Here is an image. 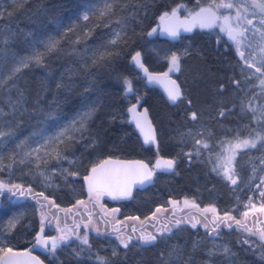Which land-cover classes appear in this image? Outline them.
<instances>
[{
	"label": "rangeland",
	"instance_id": "1",
	"mask_svg": "<svg viewBox=\"0 0 264 264\" xmlns=\"http://www.w3.org/2000/svg\"><path fill=\"white\" fill-rule=\"evenodd\" d=\"M180 1L110 0L114 7L109 15L100 17L97 13L85 21L82 18L84 10L87 7L103 8L104 0H82L78 9L61 18L50 13L47 1L44 0H0V131L11 133L0 144V182L6 186L15 184L34 187L38 194L43 193L48 198L46 203L49 209L51 206L71 209L66 211L71 215L84 206L85 211L91 213V216H83L88 224L87 230L99 236L95 243L97 249H109L111 257H114V250L117 254L120 251L119 240L116 238L118 232L114 231L120 226L127 238L131 235L130 227H135L137 233L141 229L155 233L161 227L157 225V220L162 216H173V224L177 219L189 221L173 227L169 234L159 236L151 245H140L134 239L130 245L134 244L138 249H133L130 253L131 264H264V260L260 259L259 248L253 250L245 247L247 254L253 256L250 259L235 247L234 236H248V239L257 244L260 242L256 240L257 237L238 230L234 221L229 222L232 223V228L221 224L219 234L213 236L208 235L203 223L193 228V217L203 222V216L196 209L183 210L179 206L180 202L174 200L176 194L183 190L170 187L168 182L164 185L165 191L160 193L166 194L168 191V201L176 204L170 207L160 205L162 211L159 213L156 212L158 207L154 206L148 216H126L123 208L133 209L140 202L149 204L147 193L154 187H144L128 202L125 199L109 200L104 195L97 203L95 200L89 202V195L83 186V177L88 169L111 149V144L106 142L107 126L116 123L117 130L124 138L129 135L125 124L129 122L128 117L122 113L119 99L126 97L130 101L137 99L140 102L149 95L144 78L129 61L136 52H140L155 71L168 72V57L172 53L180 58L179 71L168 73L180 82L183 96L171 113L161 111L157 104L156 108L164 150L185 155L182 156L181 169L190 165L188 154L193 152V147L199 150L200 159L206 160L219 148L224 150L228 142L233 141L237 135L241 138L255 135L257 124L253 122L251 113L242 108V103L246 105L253 96L264 93L259 86V74L252 79H245V75L252 70L245 68L242 75L241 68L244 65L234 46L226 42L225 34L220 33L219 28H197L192 36L183 37L174 44L160 39H147V25L159 13L156 6L161 4V13L178 8L182 14L188 15V11H197L211 2ZM236 2L243 5L245 2L250 3V0ZM181 5L184 7H180ZM221 11L227 13L229 10ZM117 20L121 23L117 24ZM256 23L257 20H254V24ZM57 25L61 26L59 30ZM121 25L125 26L121 41L115 46H108L113 55L93 63L92 50L101 44H107L114 30H119ZM69 28L72 30L66 31ZM49 36L59 39L60 44L57 51L45 57L43 66L32 64L14 79H7L17 59L31 52L32 41L46 40ZM77 37L80 38L79 43H75ZM212 50L216 53L223 50L231 54L232 58L213 55L210 60ZM207 59L211 64L206 63ZM125 78L131 83V92L126 91ZM233 81L240 83L237 85ZM58 84L61 86L57 87ZM66 97L69 100L66 101ZM93 102L97 104L98 110L89 121L88 130L83 136L75 133L76 139L66 140L59 145L63 159L57 160L47 154L51 145L47 150L42 148L39 153L33 152L31 157L24 155L37 146L36 140L40 137L34 136V133L44 130L46 135H55L85 110L87 104ZM221 111L225 113L224 116L220 115ZM193 112L197 114L196 120L191 118ZM26 139L27 143L22 148H17ZM197 139H203L209 147L197 145ZM223 153L226 155L225 150ZM263 156L264 148L260 145L255 149H237L232 161L237 184L233 185L223 177L224 186H221V190L208 184L209 173L205 170L209 164L203 166L201 172L190 168L188 176L179 178L182 186H188L181 187L188 188L186 199L198 205L203 204L205 208L217 205L219 197L224 195L223 192L220 193L224 187L236 192L246 185L247 165ZM21 160L25 162L21 163ZM201 168L198 167V170ZM160 193H157L156 202L163 203L165 195ZM25 200L10 197L0 190V240L10 243L14 248L22 246L19 242H27L32 235L35 238L39 231L36 215L39 206L31 200ZM79 200L85 203L78 205ZM228 204L216 207L217 214L221 217L233 214L248 227L251 225L254 231L257 229L256 223H251L252 217L254 218L252 213L245 218L234 212ZM43 205L45 207L41 211L45 212L46 204ZM112 209L119 211L112 212ZM231 209L233 213H230ZM153 213H156L155 217ZM206 215L211 220L213 214ZM133 217L137 219H131ZM12 222H15V227H12ZM95 229H99V233ZM107 231L116 234L108 235ZM225 248L230 251L225 253Z\"/></svg>",
	"mask_w": 264,
	"mask_h": 264
},
{
	"label": "snow or ice",
	"instance_id": "2",
	"mask_svg": "<svg viewBox=\"0 0 264 264\" xmlns=\"http://www.w3.org/2000/svg\"><path fill=\"white\" fill-rule=\"evenodd\" d=\"M113 4L110 0H104L103 8L99 7H87L82 15L83 20L87 21L90 16L99 14L100 17H105L113 11ZM180 7H184L181 5ZM222 9H228L227 13L222 12ZM179 9L173 8L171 12H164L160 17V26L159 29L153 28L147 33L151 37L157 31L161 35H166L167 37L175 40L178 38L180 33L183 32H192L195 28L200 29H215L219 28L220 33H223L227 36L228 40L234 46L237 55L242 61L244 67L241 68V73L244 75L245 68L251 69L252 71L245 75V79H252L253 76L259 74L257 77L259 79V86L262 91H264V0H250V3L245 2L243 5L237 3L236 0H211L207 6H201L197 11H188V15L181 19L178 15ZM254 20H257L258 23L254 24ZM117 24L121 22L119 20L115 21ZM107 26V25H106ZM60 25H57V29H60ZM124 25H121L119 30H114L111 38L107 41V44H101L97 48L92 50V59L93 63H96L97 60H105L113 52L109 49V45H117L122 38V33ZM69 28L66 31H71ZM88 35V33H85ZM7 42V41H5ZM80 38L77 37L75 43H79ZM60 40L54 37L49 36L46 40L35 39L32 41L30 47L31 52L20 56L16 64L14 65L11 73L7 79H14L17 74H19L23 69L29 68L32 64L37 66H43L45 57L58 50ZM140 52H136L132 56V61L135 62V65L140 68L144 74L148 77L149 82L158 80L159 78L152 75L148 72V69L144 67L140 59ZM179 56L176 53H172L169 60V69L168 72L179 71L180 63ZM168 73H164V76L167 77ZM171 87L166 88L168 98L173 103L181 98V89L180 86L176 83L175 80L169 81ZM233 83L239 85V81H233ZM124 85L127 92L132 91L131 83L128 79H124ZM61 85H57L60 87ZM23 94L21 93V96ZM20 101H17L19 103ZM242 108L246 109L248 112L253 113L252 120L254 123L259 125V128L254 130L255 135L245 138H241L239 135L235 137L233 141H229L228 145L224 148L226 155H217V164L214 166L213 170L217 169L222 170V174L225 179L230 181L231 184H237V179L235 178V173L232 168V161L235 159L237 149H255L258 145L261 148H264V105H261L259 110V115H257V108L253 106L251 100L248 104L244 105L242 103ZM98 106L95 102L87 104L85 110L77 114V117L60 129L55 135H46L44 130L34 133V136L40 137L36 140V147L32 148L31 151H26L24 155L26 157H31L32 153H39L41 149L48 148L51 145V150L47 153L48 155L53 156L57 160L63 159L59 150V145L64 143L66 140L71 141L76 139L75 133H80L81 136L88 130V123L93 119ZM129 112H135L134 108H129ZM224 112L221 111L220 115L224 116ZM51 115V114H50ZM136 127L140 130L141 135L144 137L145 144H155L156 138L155 134L152 131L150 122L147 121V113L137 114L135 117ZM191 118L196 120L197 114L195 112L191 113ZM11 136L9 132L0 131V144H3L4 137ZM42 141V142H41ZM27 143V139L21 141L17 148H22ZM197 145H201L204 148H208L209 145L203 139H197L195 141ZM189 157L191 153L188 154ZM199 155V152H197ZM24 160H21V163H24ZM260 163L264 165V157L261 158ZM174 161L162 160L159 157L157 158L156 164L153 167L145 164L142 161H120L112 159H102L98 164H95L91 167L90 172L83 177L85 184L87 186V191L89 195V202L95 200L99 202L100 197L107 195L113 200L116 199H127L131 197L134 187L143 186L148 182H151L154 172L156 169L171 171ZM255 170V169H254ZM64 171H67L66 169ZM264 171V169H262ZM71 175H77L76 173H70ZM261 183L264 184V178L261 179ZM5 187L8 188V191L16 189L20 191V195H24V191L21 190V185H11L6 186L0 182V190H3ZM259 188V185L257 186ZM30 191V189H29ZM13 195L16 193L13 192ZM43 197V193L37 194ZM260 195L264 197V191H261ZM47 199V197H44ZM251 203V197L249 198ZM40 204V201H37ZM51 203V201H49ZM85 202L82 200L77 201L78 205H83ZM170 204L175 205L176 202L169 201ZM184 205L186 207L195 208L203 216V222L200 219L193 217L191 221V226L196 228L197 224L203 223V227L208 230V235H218L221 224L225 227L232 228V223L234 221L235 225L238 226V230H243L248 233L249 236H255L260 242L257 244L253 240L245 238L243 243L247 244L249 248L255 250L257 247L261 250L260 259L264 260V228H257L255 231L253 228L248 227L246 223H243L241 220L236 219L230 214H225L223 217L217 214L215 207H207L200 209L198 205L194 202L185 199ZM45 205L40 204V208L43 209ZM102 207V206H101ZM247 207V205H246ZM253 210H258L264 212V205L259 209H256L255 205L252 206ZM64 211H71L67 209ZM106 211V210H105ZM119 209H112V212H118ZM161 208H157L156 212H161ZM207 213H212V218L209 220ZM91 216V213H89ZM249 212L244 211L243 216L248 217ZM48 213L41 211V229L35 237V246H39L44 249L46 252H50L55 256L58 250L63 247H72L75 241H78L80 245L84 247H79L74 249L77 255L83 253L86 249H90V240L88 232L85 231L81 234L79 231L73 230L65 225L64 228L60 227L59 222L57 223V232L58 236L51 238H46L41 235L44 232L45 219L47 218ZM156 216V213H153V217ZM131 219H137L135 217ZM165 220H168V217H164ZM181 222H189L188 220H175L173 227L178 226ZM90 223V221H89ZM211 225V227H210ZM12 227H15V222H12ZM79 225H77V229ZM85 229H88V224L84 225ZM99 233V229H95ZM118 232L117 240H119L120 246L127 249L131 242L135 239L139 241L140 245H151L156 242L159 236H163L165 233H170L172 227H169L168 224H163L160 228L156 229V232H150L145 229H141L139 236L130 235L125 238V234L120 229H114ZM138 230L133 227L132 232L136 233ZM74 238V239H73ZM225 253H228L230 250L228 248L224 249ZM117 253L114 250L113 255ZM0 264H42L41 260L37 256L32 254V250H17L10 243L0 240ZM100 264H106V261H100Z\"/></svg>",
	"mask_w": 264,
	"mask_h": 264
},
{
	"label": "trees",
	"instance_id": "3",
	"mask_svg": "<svg viewBox=\"0 0 264 264\" xmlns=\"http://www.w3.org/2000/svg\"><path fill=\"white\" fill-rule=\"evenodd\" d=\"M47 1V6H49L48 8L50 13H52L55 17L61 18L63 16H65L67 13L74 11L76 9L79 8L80 2L82 0H44ZM182 2H184L185 0H181ZM180 1V2H181ZM161 4L158 6H156L157 8H159V13H157V15L155 16V19L152 20L148 25H147V29L151 28L152 26H155L158 23L159 17L163 14L161 12H163V7H160ZM146 29V30H147ZM216 57H224V58H232L231 54H228L226 52H224L223 50H220L219 52H214L212 50V55H209L210 60L212 59V56ZM128 58V57H127ZM145 64L149 67L150 70L155 71L151 65L146 62L144 60ZM206 63L211 64V62L209 61V59L206 60ZM149 95L145 96L142 98V100L140 102L144 103L149 111H150V115L152 118V121L154 123V125L156 126L157 129V133H158V140H159V147L158 148H154L151 146H144L142 144V142L140 141V139L138 138L137 132L134 128V126L130 123V122H126V126L128 128V132L129 135L126 136V138H124L120 131L117 130L116 127V123L110 124L107 126L106 132H105V136H106V142L111 144V149L110 151H108L107 153H105V156L102 158H107V157H118V158H126V159H134V158H141L144 159L145 161H147L148 163H153L154 159L159 156H165V157H170L173 158L175 160L176 163V167L175 170L170 173V174H165V173H161V174H157L153 177V179L151 180L149 187H154V189L150 190L147 193V197H148V201L150 202L149 204H145L143 202H140L139 205H135L133 207V209L128 208L127 210H124L126 216H130V215H143V216H148V214L150 213L149 211L152 210V208L154 206H157L158 208L160 207V205L162 207H170L172 204L169 203V195L170 193L167 191L166 194H163L162 192H164L165 187L164 185L167 184L170 187H177L182 189L183 191L178 192V194H176L174 200L179 203V206L186 211H191L195 208L192 207H186L184 205V200L186 199V192L188 190V188H181V187H188V186H182L179 181V178L183 179V177H185L186 175L188 176L189 173V169L193 168L196 169V171L201 172V170L203 169V166H205L206 164L208 165V169H206L205 171L209 173V179L210 182L208 183L209 185H214L216 186V188H219L221 190V186H224L223 184V174H222V170L217 169L216 171L213 170L214 166L217 164V155H221L223 156V149L219 148L217 150V152L213 155V156H208L209 158H207L206 160H201L199 155H197V152L199 150H197V147H193V152L191 153V156L189 157V164L188 168L186 169H181L180 165L183 162V158L182 156L185 155H177L174 154V151H166L163 148V144H162V135H161V131H160V123L158 120V115H157V108H156V104L158 105L159 108H161V111L165 112V113H171L173 112V110L175 109V106H170L166 100L163 98L162 94L155 88H149ZM66 101L69 100V98L66 97L65 99ZM134 101H138L137 99H134L132 101H130L128 98H120L119 102L121 103V111L122 113L125 114V109L127 107V104L129 103H133ZM253 106H255L257 108V115H259V110L261 108V105H264V93H258L255 96H253L252 100H251ZM68 110V108H67ZM251 113V112H250ZM253 116V113H251V117ZM259 128V125L256 126V129ZM124 138V139H123ZM121 139H123L121 141ZM176 155V156H174ZM264 157V156H263ZM262 157H258L257 159H254L252 161L249 162V164L247 165L248 169H247V175H248V181L246 183V185L242 188L239 189L238 191H234L232 192V190L230 191L228 187H224L222 189L221 192L224 193V197H219V202L217 205H212L211 207H219V206H223L226 203H229L228 205L231 206V208L234 210V212L240 213V216H243V212L244 211H248L249 213H252L254 216L257 215L258 217H261V213L258 210H253V205H255L256 209H259L262 205H264V197H262L260 195L261 191H264V184L261 183V179L264 178V171H262V169H264V165H262L260 163ZM100 159V160H102ZM100 160H97L93 165H95L96 163H98ZM92 165V166H93ZM91 166V167H92ZM90 167V168H91ZM198 167H202L201 169L198 170ZM89 168V169H90ZM88 169V170H89ZM255 169V170H254ZM88 172V171H87ZM185 174V175H184ZM184 175V176H183ZM212 179V180H211ZM259 185V188L257 187ZM30 186V185H28ZM33 189L36 190L34 187H21V189ZM144 187H140L138 188L135 193L133 194V196L131 198H133L135 195L139 194L142 189ZM146 188V187H145ZM5 193H7L8 195H10V197L13 196V194L11 193V191H8V188L5 187L3 190ZM12 191H15V193L17 192L16 189H13ZM160 191H162L160 193ZM228 192L230 195H228ZM157 193H160L164 197L163 203H159L156 202L158 201L156 196ZM251 197V203L249 202V198ZM28 198V197H27ZM131 198L129 199H125L124 201H129ZM44 200H48L44 199ZM147 201V202H148ZM232 202V203H230ZM165 203V204H164ZM164 204V205H162ZM198 205V204H196ZM247 205V207H246ZM76 206V205H75ZM227 206V205H225ZM198 207H200V209L205 208L202 205H198ZM202 207V208H201ZM40 207H38L39 210ZM65 209V208H64ZM230 211V213H233V211ZM229 210V209H228ZM46 212V211H45ZM37 218H41V215L37 212L36 213ZM72 215V214H71ZM71 215L68 214L65 211V214L61 216V221H63V219L65 218V220L67 222L71 221ZM232 216H234L233 214H230ZM75 220L78 221V215L75 214ZM75 230V229H74ZM79 231L81 234H83L85 231L88 232L89 235V240H90V249H86L83 253H81L80 255H77L76 251H74V249L79 248V247H84L82 245L79 244L78 241H75L72 245V247H63L61 248V253L58 256L57 254L55 256H51V258H49L48 256H43V260L48 263V264H100L101 259L106 261V264H131L130 260L132 258H129L131 255V251L133 249H138L134 246V244L129 245V247L127 249L123 248L122 246H120V251L118 252V254L114 257L109 256V249L105 250V251H101L99 249H97L96 247V241L97 238H99L98 235H95V233H93L90 230L87 229H80V230H76ZM33 239V235L27 242H22L19 244L22 246H18L15 247L16 249H20L22 247L27 246L31 240ZM74 239V238H73ZM244 237H237L234 236L233 242L234 245L237 249H239V251L242 254H245V256H247L248 258L252 259L253 256L250 254H247L248 251L245 247H249L247 244H244ZM258 241V239H256ZM93 242L95 245H93ZM132 247V248H131ZM259 248V247H257ZM256 248V249H257ZM247 251V252H245ZM247 254V255H246Z\"/></svg>",
	"mask_w": 264,
	"mask_h": 264
},
{
	"label": "water",
	"instance_id": "4",
	"mask_svg": "<svg viewBox=\"0 0 264 264\" xmlns=\"http://www.w3.org/2000/svg\"><path fill=\"white\" fill-rule=\"evenodd\" d=\"M170 12H171V11H170ZM170 12H169V13H170ZM178 15H180L181 19H183L185 16H187V14H182L181 11L178 12ZM159 26H160V19L158 20V23H157L155 26H152L151 28H149V29L147 30V32H146V37H147V39H149V40L160 39V40H163V41H167L168 43H172V44H174V43L179 42L183 37H189V36H192V35L196 32V30H197V28H195L192 32H183V31H182V32L180 33V35L178 36V38L175 39V40H172L171 38L167 37L166 35H161L159 31H157L156 33H154L151 37H149V36L147 35V33H148L149 31H151L153 28H157V29H159ZM225 40H226V42H227L228 44L232 45L231 42L228 40V38H227L226 35H225ZM135 54H136V53H134L132 56H134ZM132 56L130 57V60H129V61H130V64H131L132 67H133L138 73H140L141 76L144 78L145 85H146L148 88H155V89H157V90L162 94L163 98L166 100V102H167L170 106H174V105H176V104L181 100V98H182V96H183V89H182V86H181L180 82L178 81V79H177L175 76L169 74L168 72H167V73H168L167 77H165V76H164V73H166V71H152V70H150L149 67L145 64L143 57L140 56L141 62L143 63L144 67L148 69V72L151 73L152 75H154V76H156V77L159 78L158 80H154L153 82L150 83L149 80H148V77L144 74V72H143L140 68H138V67L135 65V62L132 61ZM171 80H175V81H176V83L180 86L181 93H182L181 98L178 99L175 103H173L171 100H169V98H168V94H167V91H166V88L171 87V84L169 83V81H171ZM129 108H134V109H135V112H129V111H128ZM145 112L147 113V121L150 122V124H151V128H152V131H153L154 134H155V138H156V143H155V144H151V143H150V144H145V143H144V137L141 135L140 130L136 127V120H135L134 117H135L137 114H142V113H145ZM125 114H126V116L128 117V121L134 126V128H135V130H136V132H137L138 138L140 139V141L142 142V144H143L144 146H151V147H154V148H158V147H159L158 133H157L156 126L154 125V123H153V121H152V118H151L150 111H149L148 107H147L144 103H142V102L134 101L133 103H131L129 106L126 107V109H125ZM158 157H159L160 159H162V160H169V159H171V160L174 161V164H173V167H172V170H171V171L156 169L155 172H154V175H155V174H158V173H166V174H170V173H172V172L175 170V167H176L175 160H174L173 158L165 157V156H162V155L157 156V157L154 159L153 163H151V164L148 163L147 161H145L144 159H141V158L126 159V158H118V157H107V158H104V159H112V160H120V161H135V160H139V161H142V162H144L145 164L149 165V167H153V166L156 164V161H157V158H158ZM99 162H100V161H99ZM99 162H98V163H99ZM98 163H96V164H98ZM90 169H91V168H90ZM90 169L88 170V172L86 173V175L90 172ZM154 175H153V176H154ZM152 179H153V178H152ZM83 186H84L85 192L88 194L87 186H86V184H85L84 179H83ZM140 187H142V186H136V187H134L131 197L133 196V194L135 193V191H136L138 188H140ZM105 196H106L107 199H109V200H113L111 197H109V196H107V195H105ZM131 197H129V198H131ZM129 198H127V199H129ZM38 233H40V230H39ZM38 233H37V234H38ZM41 235L44 236V233H41ZM45 237H46V238H51V237H54V236H45ZM35 243H36V242H34L30 248H26V249H17V250H29V249H31V250H32V254L35 255V256H37L38 259L41 260L42 264H47V263H46L45 261H43V260L40 258V256L37 254V253H45L46 251H45L44 249L40 248L39 246H35V247H34Z\"/></svg>",
	"mask_w": 264,
	"mask_h": 264
},
{
	"label": "flooded vegetation",
	"instance_id": "5",
	"mask_svg": "<svg viewBox=\"0 0 264 264\" xmlns=\"http://www.w3.org/2000/svg\"><path fill=\"white\" fill-rule=\"evenodd\" d=\"M158 174H161V173H158ZM155 175H157V174H155ZM149 184H150V182L146 183L142 187H147V186H149ZM21 190L24 191V195H20V191L17 190L16 194L13 195L12 197L13 198L19 197V199H24V201H26L25 199L31 200V201H33V204L37 203L38 200L40 201V204H46V212L48 213V216H47V219H45V227H44V232H43L44 236H58L59 235V233L57 232V223L58 222H59L61 228H64L65 225H67L69 228H72L73 230L74 229L80 230V229L84 228V225L86 223V219H84L83 216L85 215L86 217H88V214H89L88 212L85 211L84 206H82L80 210L75 211L74 214L71 215V221L70 222H67L65 220V218L63 219V221H61V216L65 214V211L63 209H60L59 207H52L51 206V208H50L51 210H50L48 204L46 203V200H44V196L42 197V196L37 195L38 193L31 188H30V191L28 188L27 189L22 188ZM13 192H15V191H11V193H13ZM117 200H124V199H117ZM40 204H38L39 207H40ZM38 213L41 215V208H39ZM75 214L78 215V221L75 220V216H74ZM136 216H138V215H136ZM167 217L169 218V216H167ZM172 218H173V216L171 218H169L168 220H165L164 217L162 216L157 220V225L162 226L163 224H168L169 227H172V229H173L174 220ZM37 223H39V230H40L41 229V218H39V219L37 218ZM251 223H254V224L256 223V228H263L264 227V212L261 213V217H258L257 215H255L254 218L252 217ZM77 225H79L78 229H77ZM210 227H211V225H210ZM250 227L252 228L251 225H250ZM110 228L111 227L109 226V229ZM120 228H121V226L119 227V229ZM220 230H221V227H220L219 231ZM129 232H131L130 234L134 235V236H139V234H140L137 232L133 233L132 227H130ZM107 234L108 235H115L116 233L115 232L112 233L110 231H107ZM246 235H248V234H246ZM241 237H244V236H241ZM245 238H248V236H245ZM34 242H35V238L33 237L31 242L27 246L22 247L20 249L30 248ZM61 248L57 252L58 256L61 253ZM37 254L40 256V258L42 260H43V256H48L49 258H51V256H52V254L50 252L37 253Z\"/></svg>",
	"mask_w": 264,
	"mask_h": 264
}]
</instances>
